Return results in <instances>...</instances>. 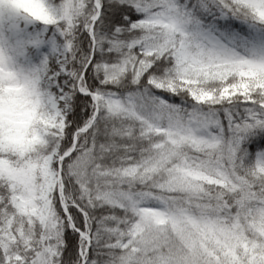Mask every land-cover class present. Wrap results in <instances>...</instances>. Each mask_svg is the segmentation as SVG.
<instances>
[{"label":"snow or ice","instance_id":"snow-or-ice-1","mask_svg":"<svg viewBox=\"0 0 264 264\" xmlns=\"http://www.w3.org/2000/svg\"><path fill=\"white\" fill-rule=\"evenodd\" d=\"M0 264H264V0H0Z\"/></svg>","mask_w":264,"mask_h":264}]
</instances>
